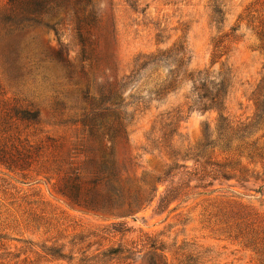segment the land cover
Listing matches in <instances>:
<instances>
[{
  "label": "trees",
  "instance_id": "trees-1",
  "mask_svg": "<svg viewBox=\"0 0 264 264\" xmlns=\"http://www.w3.org/2000/svg\"><path fill=\"white\" fill-rule=\"evenodd\" d=\"M102 1L7 0L1 22L38 25L56 35L69 22L79 51L76 70L62 45L54 53L62 62L65 79L75 86V97H55L51 118H45L33 101L0 100V167L27 178L25 173L39 164L43 173L55 174L53 192L67 206L112 220L70 241L68 259L79 255L77 264H132L138 258H147V264H173L174 260L188 264L179 250L171 252L158 236L141 231L128 244L126 237L133 230L125 219L136 221V215L155 200L156 209L163 213L174 203L217 192V186L224 183L243 188L251 180L263 182L264 64L247 95L253 113L246 118L228 112L231 69L221 65L215 71L213 65L238 40L236 33L242 24L256 36L258 49L264 50V15L256 16L258 9L264 13V0L247 6L227 32L222 30L226 0H209L210 26L216 32L210 39L209 66L191 67V52L182 37L170 46L136 54L128 71L120 69L113 50V0H105L109 12ZM161 38L156 34L157 45L163 44ZM173 96H179L180 102L160 110ZM152 110L155 114L140 154L130 144L129 126L136 114ZM193 112L214 113L213 125L204 123L197 143L178 144L185 141L182 124ZM21 126L32 131L23 136ZM44 127L63 133L53 135ZM142 154H157L162 159V169L153 178L137 176ZM159 186L164 187L162 192ZM219 212L220 235L251 249L257 263L264 264V214L237 201L223 202ZM5 239L0 234V249L6 250ZM64 247L47 248L45 254L64 260Z\"/></svg>",
  "mask_w": 264,
  "mask_h": 264
},
{
  "label": "rangeland",
  "instance_id": "rangeland-1",
  "mask_svg": "<svg viewBox=\"0 0 264 264\" xmlns=\"http://www.w3.org/2000/svg\"><path fill=\"white\" fill-rule=\"evenodd\" d=\"M134 1V0H132ZM257 0H226L225 23L227 32L238 15ZM7 0H0V12L7 10ZM108 7L107 2H101ZM209 0H113L115 41L113 50L120 69L128 71L133 57L140 52H151L170 46L184 37L191 52V67L201 69L210 65L212 47L210 39L215 35L209 21ZM109 12V7L107 8ZM256 16L264 13L258 9ZM65 16V14H62ZM163 44H156V34ZM237 41L230 45L213 70L221 65L231 69L233 84L227 100L231 116L246 118L252 115L253 105L247 100L251 88L257 83L264 64V50L258 49V40L251 30L242 24L236 33ZM62 45L68 52L67 60L77 69L79 47L69 22L53 31L29 23H5L0 21V100L33 101L39 105L42 115L51 118L55 97L74 98L75 86L65 79L62 62L54 55ZM59 94V96H56ZM179 96L170 98L160 110L175 106ZM71 113V112H67ZM155 110L136 114L129 126L130 144L135 152L144 145ZM214 113L200 115L193 112L182 124L183 139L178 144L193 145L201 138L205 122L213 125ZM53 135L61 129L44 127ZM22 135L30 134L31 128L20 127ZM44 135L41 134V137ZM163 166L157 154H142L137 176L153 178ZM40 165L25 175L7 172L0 167V234L6 239L0 249V264H77L71 256L70 241L80 232L94 230L112 222L101 216L82 213L70 208L52 189L57 177L43 173ZM39 175H36V174ZM217 192L193 196L185 203H174L166 212L156 209V201L145 211L136 215V221L125 219L133 232L126 237L137 240L140 232L158 236L171 252L179 250L188 264H258L251 249L228 240L218 232L222 227L219 209L223 202L237 201L264 214V180H251L243 188L233 182L217 186ZM164 187L159 186V192ZM125 241V242H126ZM107 244V243H105ZM63 248L64 260H55L45 254L53 246ZM9 253V254H7ZM14 256H19L15 259ZM170 256L168 259L170 260ZM171 263L177 264L176 261ZM108 264H119L110 262ZM127 264V263H125ZM132 264H147V258H138Z\"/></svg>",
  "mask_w": 264,
  "mask_h": 264
}]
</instances>
